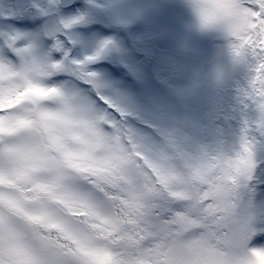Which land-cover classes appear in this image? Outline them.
<instances>
[{"label": "rangeland", "instance_id": "1", "mask_svg": "<svg viewBox=\"0 0 264 264\" xmlns=\"http://www.w3.org/2000/svg\"><path fill=\"white\" fill-rule=\"evenodd\" d=\"M93 3L100 7L89 10L82 0L78 9L95 16L102 7L104 20L90 32L93 21L76 26L85 38L77 54H91L109 39L118 44V58L131 68L133 81L121 59L103 65L101 58L91 67L102 83L132 101L126 105L130 111L143 108L149 94H169L150 71L159 52L151 43L161 38L168 43L160 59L175 73L170 88L230 109L247 76L244 65L233 60L229 36L235 22L231 6L242 0H205L202 16L193 0ZM28 18L33 22L28 26L25 19L32 39L25 42L29 61L19 75L9 67L23 87L0 91V109H10L0 115V227L20 236L21 264H31L26 249L39 250L45 241L75 253L68 264H264V248L245 249L249 237L264 233V193L247 187L264 158L253 135L261 130L260 115L241 114L227 132L212 134L200 119L204 107L194 104L190 115L198 128L146 143L142 134L116 128L87 93L63 81L65 76L55 79L56 62L38 49L32 34L42 19ZM130 24L131 37L125 32ZM5 47L0 39V68ZM62 72L102 87L82 68L68 64Z\"/></svg>", "mask_w": 264, "mask_h": 264}, {"label": "snow or ice", "instance_id": "2", "mask_svg": "<svg viewBox=\"0 0 264 264\" xmlns=\"http://www.w3.org/2000/svg\"><path fill=\"white\" fill-rule=\"evenodd\" d=\"M86 5L89 6V10L100 7L94 4L93 0H87ZM193 6L197 14L201 16L207 10L205 0H193ZM231 7L235 22L229 30L230 51L234 62L244 65L247 76L241 87L231 97L230 109H225L219 101L193 98L186 90L171 89L169 81L175 73L166 66L163 59H158L153 79L158 80L162 87L169 88V94L167 96L149 94L143 108L135 112L130 111L126 105L130 106L132 101L114 87L102 83L98 72L91 67L102 58L104 50L112 45V41L110 39L102 41L91 54H77V47L84 42L85 38L74 29L77 25L99 18L78 9L76 0H43V2L18 0L15 4L16 13L0 18V23L9 25L10 22L25 17L41 18L42 23L32 32L38 49L47 51L53 62L82 68L83 71L91 74L89 79L98 80L102 87L94 88L83 79L70 75H64L66 79L63 81H68L70 85L87 93L107 114L116 128L142 134L146 138V143L160 142L165 135L177 134L183 128H198L199 123L192 118L190 110L194 104H199L205 109L200 119L208 123L212 134L217 130L227 132L231 122L234 120L237 123L241 114L253 118L259 114L261 130L253 131V135L257 149H264V0H242V3H234ZM53 27L56 31L50 33L49 30ZM18 36L19 31L12 36L15 43L9 44L3 50L4 56L13 63L17 61L15 49L25 43L24 40L18 39ZM9 53L15 59H11L8 56ZM60 82L62 81L53 84ZM144 111H147L149 115L145 116ZM136 124L143 127H136ZM260 157H264V152L260 153ZM253 171L255 179L259 181V189L264 193V158H261L259 166L254 167ZM19 247H23L20 236L11 228L0 227V264H21L16 254V249ZM253 247L264 248V233L247 239L245 249ZM26 251L31 264H68L69 258L76 256L71 250L64 251L63 246L52 241L42 242L39 250L26 249Z\"/></svg>", "mask_w": 264, "mask_h": 264}, {"label": "flooded vegetation", "instance_id": "3", "mask_svg": "<svg viewBox=\"0 0 264 264\" xmlns=\"http://www.w3.org/2000/svg\"><path fill=\"white\" fill-rule=\"evenodd\" d=\"M17 2H18L17 0H5V1L0 0V18H3L5 16L14 15L17 11V9L15 8V4ZM76 7H77V5H76ZM103 16H104V12H103L102 7H101V10H99V11L97 10V13L95 14V17L99 18V19H95V22H96L95 26L92 27L88 24L87 28L89 29L90 27H92L94 30L97 27V24L101 23L103 21ZM25 19L28 22V26H32L33 22H32V20L30 21L28 17L10 22L9 23L10 28H9V25L0 23V39L3 43L4 42L6 43V46H8L9 44L15 43V41L12 39V36L16 35L17 31H19L18 39H22L25 42L32 40L30 34L28 35L25 31V29L27 27V25L25 24ZM40 20H41V18H39V21ZM26 34H27V40H25ZM23 50H25V43L23 45H21L19 48L15 49V53L17 55L16 63H13L12 61H10L8 58H6L3 55V63L5 65V68H0V83H1L0 91L3 89V91L6 90V92H8L10 89H12L15 86L16 87L18 86L20 88L23 87V84H21L19 82L17 84H15L16 74L19 75V73L23 72V66H24L25 61H27V60L29 61L28 50H27V52H26V50L25 51H23ZM8 56L11 59H15V57L12 56L11 53H9ZM57 65H64L65 69H66V65L61 64V63H59V64L56 63V64H54L53 67L55 68V66H57ZM9 67H11L13 70H15V67H16L17 73L15 74L14 71ZM3 94H7V93H3ZM49 102H51V101H49ZM52 104H54V103H52ZM6 108L7 107L2 108L1 110L8 112V109H6ZM40 109H42V108L40 107ZM43 119L45 122L50 121V119L48 117H46V114H44Z\"/></svg>", "mask_w": 264, "mask_h": 264}, {"label": "trees", "instance_id": "4", "mask_svg": "<svg viewBox=\"0 0 264 264\" xmlns=\"http://www.w3.org/2000/svg\"><path fill=\"white\" fill-rule=\"evenodd\" d=\"M169 41H172V38L171 39H169ZM168 43V39L167 38H161V39H157V40H153V42L151 43V44H153V47H155V49H157V50H159V52H157V54L155 55V57L157 58V60L158 59H160L161 58V56H163V47L166 45ZM155 65H153L152 67L155 69V67H157L158 66V64H157V61L155 60ZM150 71H151V74H152V76H153V73L154 72H152V70H151V66H150ZM181 81L182 82H186L185 80H182L181 79ZM177 82H178V80H177ZM177 82H176V84H177ZM171 82L169 81V84H170ZM187 83V82H186ZM172 84V83H171ZM171 84H170V86H171ZM178 84H179V82H178ZM252 178V180L248 183V185H247V187H248V189L250 190V192H255V190H257L258 189V185H259V183H258V180L257 179H255V173L253 172V174H252V176H251ZM244 189V188H243ZM103 190H105V188H103ZM106 191V190H105ZM116 192H113V194H115ZM117 193H119L118 191H117ZM120 194V193H119ZM117 197H119V195L117 196ZM120 198H124V196L123 197H120Z\"/></svg>", "mask_w": 264, "mask_h": 264}, {"label": "water", "instance_id": "5", "mask_svg": "<svg viewBox=\"0 0 264 264\" xmlns=\"http://www.w3.org/2000/svg\"><path fill=\"white\" fill-rule=\"evenodd\" d=\"M114 52V48H113V45L109 46L108 48H106L103 52V56L104 58H106L108 56V54H112ZM56 72H60L61 71V67H57L56 69Z\"/></svg>", "mask_w": 264, "mask_h": 264}]
</instances>
